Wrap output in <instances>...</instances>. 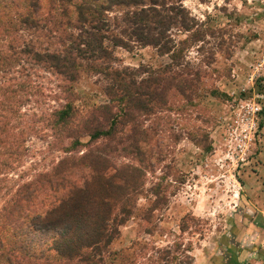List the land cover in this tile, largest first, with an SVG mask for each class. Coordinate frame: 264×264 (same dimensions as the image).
I'll return each instance as SVG.
<instances>
[{
	"label": "rangeland",
	"instance_id": "374dc122",
	"mask_svg": "<svg viewBox=\"0 0 264 264\" xmlns=\"http://www.w3.org/2000/svg\"><path fill=\"white\" fill-rule=\"evenodd\" d=\"M181 6L197 28L173 34L185 40L175 51L113 49L112 67L136 83L174 74L158 83L161 101L141 97L136 110L104 93L109 80L102 74L82 68L66 81L23 53L27 45L58 49L54 32L3 26L14 12L0 19V158L8 164L0 168V210H44L57 162L98 147L111 166L107 175L122 164L143 173L102 264H264V0ZM65 104L71 129L52 125L51 114ZM113 118L114 140H89L85 128L97 123L106 131ZM132 130L136 156L117 140ZM73 140L78 144L66 152ZM26 184L32 196L23 202ZM21 233L35 246L48 242L24 224Z\"/></svg>",
	"mask_w": 264,
	"mask_h": 264
},
{
	"label": "trees",
	"instance_id": "16d2710c",
	"mask_svg": "<svg viewBox=\"0 0 264 264\" xmlns=\"http://www.w3.org/2000/svg\"><path fill=\"white\" fill-rule=\"evenodd\" d=\"M12 12L14 19L8 17L3 26L17 22L27 31L43 29L56 34L58 49L40 52L31 45L24 47L23 53L31 61L42 64L66 81H73L76 70L82 68L102 74L109 80L104 93L110 99L123 101L128 110L139 109L141 106L133 104L140 102L141 97L150 102L161 101L163 92L158 83L163 81L166 85L175 77L174 74L151 75L146 81L136 83L131 75L112 67L113 49L149 46L167 54L185 41H174L173 34H193L197 28L181 6V0H0V19ZM48 24H51L50 31L46 29ZM4 58L1 55L0 62ZM1 64L0 69H3ZM176 83L180 88L184 87L182 77L178 76ZM138 87L142 88L140 92ZM51 116L53 126L71 129L72 111L67 104L53 111ZM122 116L131 120L124 108ZM115 122L113 118L106 131L97 123L85 128L89 140L103 141L104 137L114 140ZM131 132L134 130L117 140L125 139L128 143L124 149L136 156L138 150ZM77 144L73 140L66 152ZM89 152L57 162L53 185L48 184L49 188L53 187L54 197L44 210L31 211L25 206L0 210V264L103 263L102 253L105 254L106 248L118 236V227L127 220V206L141 186L143 173L135 166L122 164L118 169L112 168L113 173L107 175L111 166L103 157V149L95 147V151ZM7 167L5 158H0V168ZM75 169L78 172L75 173ZM29 185L21 189L23 202L32 196L24 190ZM21 198L18 197L15 203ZM23 224L46 236L48 242L35 246L24 239Z\"/></svg>",
	"mask_w": 264,
	"mask_h": 264
}]
</instances>
